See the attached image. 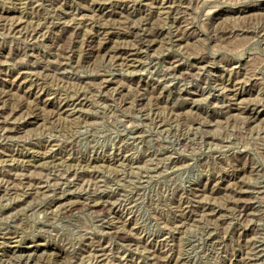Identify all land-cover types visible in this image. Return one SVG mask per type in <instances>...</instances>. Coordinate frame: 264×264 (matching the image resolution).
<instances>
[{
	"label": "rangeland",
	"instance_id": "obj_1",
	"mask_svg": "<svg viewBox=\"0 0 264 264\" xmlns=\"http://www.w3.org/2000/svg\"><path fill=\"white\" fill-rule=\"evenodd\" d=\"M36 241L264 264V0H0V253Z\"/></svg>",
	"mask_w": 264,
	"mask_h": 264
},
{
	"label": "bare ground",
	"instance_id": "obj_2",
	"mask_svg": "<svg viewBox=\"0 0 264 264\" xmlns=\"http://www.w3.org/2000/svg\"><path fill=\"white\" fill-rule=\"evenodd\" d=\"M94 3V2H93ZM97 4V3H96ZM133 11V10H132ZM126 18V17H124ZM107 20V19H106ZM104 23V22H103ZM121 24V23H120ZM86 38V37H85ZM88 38V37H87ZM120 38V37H119ZM158 38V37H157ZM108 40V39H107ZM108 45V44H107ZM103 47V46H102ZM119 50V49H118ZM121 50V49H120ZM128 50V49H127ZM105 52V55L108 56H114L117 52L116 49L109 48V46H104L102 49V52ZM129 51H126L124 54H128ZM119 54V53H118ZM121 54V53H120ZM132 54V53H131ZM130 54V55H131ZM104 55V56H105ZM133 56V55H132ZM123 61V60H122ZM224 82V81H223ZM182 91V90H181ZM122 95V94H121ZM237 96V95H236ZM231 99V98H230ZM157 102V101H156ZM228 108V107H227ZM234 109V108H233ZM238 109V108H237ZM155 111V110H154ZM227 112V111H226ZM32 114V113H31ZM40 114V113H39ZM256 114L255 117L259 116V113ZM254 116V115H253ZM26 118V117H25ZM35 122V121H34ZM22 123V122H21ZM55 123V122H54ZM25 125V124H23ZM19 127V126H18ZM16 128V127H15ZM13 129V128H12ZM137 132V131H136ZM135 132V133H136ZM131 137V136H130ZM126 138V137H125ZM71 140V139H70ZM181 141V140H180ZM75 144V143H74ZM48 146V145H47ZM58 146V145H57ZM36 155V154H35ZM50 155V154H49ZM54 156V155H53ZM41 157V156H40ZM45 157V156H44ZM30 162V161H29ZM234 174V173H233ZM216 181V180H215ZM27 190V189H26ZM7 192V191H6ZM97 199V198H96ZM92 201V200H91ZM105 204V201H103ZM107 203V202H106ZM109 205V204H108ZM203 205V204H202ZM103 206V203L101 201L95 202L94 207H100ZM181 206V205H180ZM97 209V208H96ZM207 209V208H206ZM66 210V208H65ZM69 211V210H68ZM209 211V210H208ZM103 212V211H102ZM242 212V211H241ZM213 213V212H212ZM107 214V213H106ZM109 223V222H108ZM110 226V225H109ZM119 227V226H118ZM116 230V229H115ZM116 232V231H115ZM35 238V237H34ZM33 240V239H32ZM27 241V240H26ZM39 243H32L31 245H27L23 248L20 246H15L16 248L11 250L10 253H0V263H4L6 261H12L14 264H58V261L56 258H50V259H40L44 255L47 254V247L44 243H41L40 241H36ZM15 243V242H14ZM25 245V244H24ZM5 246V245H4ZM23 246V245H22ZM13 247V246H12ZM45 247V248H44ZM6 248V247H5ZM4 248V249H5ZM93 248V247H92ZM12 249V248H11ZM52 249V248H51ZM7 251V250H6ZM62 254V253H61ZM60 254V255H61ZM175 257V256H174ZM63 258V255H62ZM61 260V259H60ZM176 260V259H175ZM8 261V262H9ZM6 262V263H8ZM66 262L63 261V263ZM10 263V262H9ZM62 263V262H61ZM65 264V263H64Z\"/></svg>",
	"mask_w": 264,
	"mask_h": 264
}]
</instances>
